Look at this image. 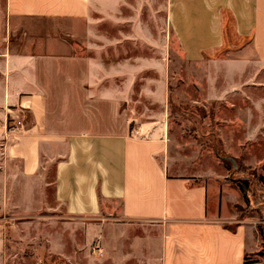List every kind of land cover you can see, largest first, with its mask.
<instances>
[{
	"label": "crops",
	"instance_id": "obj_1",
	"mask_svg": "<svg viewBox=\"0 0 264 264\" xmlns=\"http://www.w3.org/2000/svg\"><path fill=\"white\" fill-rule=\"evenodd\" d=\"M200 2L208 7V113L224 153L264 177V0ZM120 7V0H6L0 219L21 221L30 240L43 238L70 264L94 245L105 253L97 264H241L246 203L236 176L222 158L174 173L164 64L137 54L149 39L122 30L132 21L118 17ZM230 21L235 40L224 30ZM57 22L66 27L61 38L24 26ZM229 40L241 46L214 58ZM150 71L157 79L138 90L150 107L140 113L133 94ZM18 110L22 134L11 131ZM5 252L0 227V264Z\"/></svg>",
	"mask_w": 264,
	"mask_h": 264
},
{
	"label": "rangeland",
	"instance_id": "obj_2",
	"mask_svg": "<svg viewBox=\"0 0 264 264\" xmlns=\"http://www.w3.org/2000/svg\"><path fill=\"white\" fill-rule=\"evenodd\" d=\"M120 3L118 17L132 21L122 26V30L130 32L132 29V35H143L149 39L148 46L137 51V54L145 61L157 59L164 64V88L166 96L169 94L168 107L165 108L167 138L170 156L173 163L178 165L174 173H196L208 168L213 159L220 158L216 150H222L217 134L219 123L214 113H208L209 55L208 40L205 41L208 38V7L206 9L201 5L200 0H120ZM5 7L6 0H0V21L4 18ZM197 20L203 21L205 26L198 27ZM121 24L124 25V22ZM229 24V28L224 30L227 36L230 35V40H235L231 21ZM24 26L37 34L51 30L58 38L64 36L66 31L61 22L55 23L52 28L48 25L35 28H28L26 24ZM180 36L188 38L183 40ZM22 46L20 44L18 49ZM236 46L241 45L229 43L226 48L219 49L214 58H219L226 49ZM144 79L155 80L157 75L150 71L138 81L132 103L140 113L147 112L145 107H149L138 91L143 87ZM155 93L161 97L160 86L155 89ZM150 111L149 114L157 112L152 108ZM211 149L212 154L209 153ZM231 172L236 176L233 167ZM251 173L247 172L244 176L252 177ZM251 179L250 197L254 203L243 210L247 227L245 254L241 264H264V209L261 205L264 187L257 181L253 183ZM19 223L21 221L0 219L6 241L3 264H64L60 262V257L50 252L43 238L30 240L29 231L23 229L26 226ZM228 228L230 231L237 230L235 225ZM90 254L79 264H97L95 255L92 252Z\"/></svg>",
	"mask_w": 264,
	"mask_h": 264
},
{
	"label": "trees",
	"instance_id": "obj_3",
	"mask_svg": "<svg viewBox=\"0 0 264 264\" xmlns=\"http://www.w3.org/2000/svg\"><path fill=\"white\" fill-rule=\"evenodd\" d=\"M219 144L221 145V141L219 140ZM217 151V156L227 160L226 164L228 165V168L231 170L233 167V170L236 172V179L235 182L237 183V185L239 186L240 190L242 191L244 198H245V203L247 208L250 207L252 205V203H254V201L251 200L250 197V193H251V178H253V183L255 181H257L258 184H261L264 187V177L258 175V173H256V171L252 170L251 168H247L244 165H242V163L236 159V165L237 168H235L234 164L232 163V161L230 159H233L231 157H229L228 155H226L224 153V151L218 149ZM247 172H252V177L251 176H244L245 173ZM264 200V198H263ZM263 209H264V201H262ZM60 262L67 264V262L61 258Z\"/></svg>",
	"mask_w": 264,
	"mask_h": 264
},
{
	"label": "built area",
	"instance_id": "obj_4",
	"mask_svg": "<svg viewBox=\"0 0 264 264\" xmlns=\"http://www.w3.org/2000/svg\"><path fill=\"white\" fill-rule=\"evenodd\" d=\"M12 115V127L11 131L14 134H22L25 131V116L22 111L18 110L17 112H11ZM91 252L99 258L104 257V249L100 245H94L91 249Z\"/></svg>",
	"mask_w": 264,
	"mask_h": 264
},
{
	"label": "water",
	"instance_id": "obj_5",
	"mask_svg": "<svg viewBox=\"0 0 264 264\" xmlns=\"http://www.w3.org/2000/svg\"><path fill=\"white\" fill-rule=\"evenodd\" d=\"M232 161V163L234 164L235 168H237L236 162L234 159H230Z\"/></svg>",
	"mask_w": 264,
	"mask_h": 264
}]
</instances>
